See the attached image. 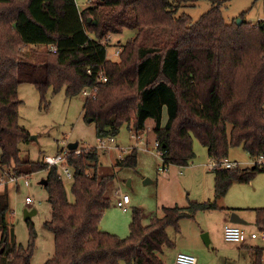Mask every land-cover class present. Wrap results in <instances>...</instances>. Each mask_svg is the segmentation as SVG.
Segmentation results:
<instances>
[{
	"label": "trees",
	"instance_id": "obj_1",
	"mask_svg": "<svg viewBox=\"0 0 264 264\" xmlns=\"http://www.w3.org/2000/svg\"><path fill=\"white\" fill-rule=\"evenodd\" d=\"M197 1L91 0L81 8L75 0H0V170L17 176L47 170L51 215L44 225L54 235L55 253L45 264H163L159 254L174 244L167 228L178 232L180 219L217 205L167 207L148 225L135 210L128 237L106 232L101 218L110 205L111 176L97 172L96 146L66 157L75 170L73 201L55 166L20 156V144L31 140L18 123L21 83L33 84L42 101L49 87L53 92L63 88L71 97L95 85L96 97L84 99L83 112L94 122L97 138L114 141L124 124L142 137L152 119L167 168L189 164L194 137L211 158L227 157L233 147H242L250 157L264 152V28L242 20L227 23L221 0H207L212 6L195 21L188 13L176 15ZM124 29L137 32L119 44L118 59L111 60L106 39ZM99 71L106 81L96 82ZM135 152L118 159L117 166H134ZM258 170H214L215 198L234 181L249 182ZM11 211L5 186L0 188V264H30L33 223L28 220V246L17 244L7 221ZM256 224L264 230V207L257 209ZM262 252L253 248L254 264Z\"/></svg>",
	"mask_w": 264,
	"mask_h": 264
},
{
	"label": "rangeland",
	"instance_id": "obj_2",
	"mask_svg": "<svg viewBox=\"0 0 264 264\" xmlns=\"http://www.w3.org/2000/svg\"><path fill=\"white\" fill-rule=\"evenodd\" d=\"M79 7H84L87 0H75ZM87 3V4H86ZM212 6L207 0H199L194 5L182 6L176 15L188 13L197 20ZM221 12L227 23L236 21L257 27L264 23V0H221ZM137 30L124 29L120 34H111L106 39L108 57L117 60L116 50L120 43L133 38ZM30 47V48H35ZM38 50L48 49L37 46ZM28 51V49H26ZM18 96L22 100L18 106V123L34 138L20 144V156L30 161H43L44 156H55L69 142H78L80 149L95 147L98 141L94 122L84 117V99L79 94L68 97L64 89L53 92L49 87L42 101L39 91L31 83L18 86ZM166 110L163 122L166 121ZM127 124L121 126L109 150L98 149L97 172L110 175L107 194L110 205L104 210L101 227L108 233L126 238L130 233L133 212L139 210L143 224L148 225L151 218L163 217L164 208H188L192 204L216 202L217 208L198 209L191 217L178 221V232L173 226L167 228L173 245L164 247L159 254L163 264H175L177 252L183 251L197 258L198 264H254L253 248H264L262 237L247 239L244 243L229 242L224 238V225L229 224V215L235 211L246 223L238 224L247 232L260 233L256 224L257 209L264 207V171L258 170L249 182L234 181L227 192L215 198L214 170L208 167L211 159L207 149L198 139L193 138L194 157L188 165L169 164L167 170L162 167L161 157L154 145V121L148 119L142 133L143 141L133 135ZM117 144V145H115ZM135 149L134 166H117V160L124 158ZM229 159L237 161L240 168L252 166V157L242 148L229 149ZM1 172V170H0ZM29 174V186L22 180L18 188L9 185V203L11 213L7 216L11 239L27 247L30 241L28 220L33 223L35 237L30 264H45L55 253L54 235L44 222L50 218L51 208L48 193L42 183L47 170L41 169ZM69 201H73L71 182H65ZM2 188V187H1ZM121 194L130 197V204L125 211L117 206ZM31 197L27 203L25 197ZM233 224V223H230ZM206 234V242L203 234ZM120 264H128L121 261ZM258 264H264V260Z\"/></svg>",
	"mask_w": 264,
	"mask_h": 264
},
{
	"label": "built area",
	"instance_id": "obj_3",
	"mask_svg": "<svg viewBox=\"0 0 264 264\" xmlns=\"http://www.w3.org/2000/svg\"><path fill=\"white\" fill-rule=\"evenodd\" d=\"M91 0H87V3H90ZM86 3V4H87ZM53 51L55 50L53 46L51 48ZM119 49L116 50V55H119ZM109 58V57H108ZM91 73V72H90ZM106 81V76L104 72L99 71L96 76V82H104ZM97 94V87L91 86L84 88L80 95L83 97V99H93L96 97ZM138 139V143H143V139L140 136H137L136 134H133ZM113 140L108 139H100L98 138L96 147L98 149H102L104 151L109 150L112 148V142ZM155 147L157 148L158 143L154 142ZM158 155H160V151H158ZM81 153L80 148H76L74 150H71L67 147L65 144L62 149L57 153L55 156H44L43 161L47 164L48 168L51 166H55L56 170L58 172L59 177L65 182H73V174H74V168L68 164H66V157L69 154H75L79 155ZM240 164L237 161H234L232 159H229L228 157L223 158H211L208 167L211 170L216 169H235L240 168ZM252 166H256L258 169L264 171V152L260 153L258 155H255L252 157ZM159 170L165 171L167 170V167L163 166L159 167ZM22 180L25 186H29V175H22L17 176L12 170H3L1 169L0 172V188L2 187H8L9 185H15L18 188V181ZM25 201L27 203L32 202V198L27 196L25 197ZM130 201V197L127 194H121L120 198L117 201V205L122 208L123 210H126L128 208V204ZM262 237L264 239V231L257 233L255 231L247 232L243 230L239 225L233 223V224H225L224 225V238L229 242H238V243H244L247 239H255ZM262 259L264 260V249L262 252ZM175 264H198L197 258L191 254H188L186 252L180 251L177 252L176 258H175Z\"/></svg>",
	"mask_w": 264,
	"mask_h": 264
},
{
	"label": "water",
	"instance_id": "obj_4",
	"mask_svg": "<svg viewBox=\"0 0 264 264\" xmlns=\"http://www.w3.org/2000/svg\"><path fill=\"white\" fill-rule=\"evenodd\" d=\"M236 22H237V24H240V23H241V19L238 18V19L236 20ZM262 27L264 28V23L262 24ZM88 122H91V119H90V118H88ZM33 138H34V136H33V135H30V139H33ZM77 146H78V142H69V143L67 144V147H68L69 149H71V150L76 149ZM42 183L45 185V184H46V180H45V179L42 180ZM229 221H230L231 223H235V224H245V223H246L242 218H240V217L238 216V214H237L235 211H232V212L230 213V215H229ZM203 237L205 238L206 242H208V239L206 238V234H205V233L203 234Z\"/></svg>",
	"mask_w": 264,
	"mask_h": 264
},
{
	"label": "crops",
	"instance_id": "obj_5",
	"mask_svg": "<svg viewBox=\"0 0 264 264\" xmlns=\"http://www.w3.org/2000/svg\"><path fill=\"white\" fill-rule=\"evenodd\" d=\"M250 181H251V180H250ZM236 183H242V182H236ZM231 185H232V184H231ZM231 185H230V186H231ZM129 204H130V201H129ZM129 204H128V206H129ZM117 206H118V205H117ZM118 207H119V206H118ZM127 209H128V208H127ZM127 209H126V210H127ZM126 210H125V211H126ZM230 223H231V222H230ZM237 225H238V224H237ZM256 239H257V238H256ZM163 249H164V248H163ZM263 249H264V248H263ZM159 256H160V255H159ZM174 262H175V260H174Z\"/></svg>",
	"mask_w": 264,
	"mask_h": 264
}]
</instances>
